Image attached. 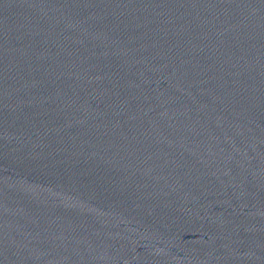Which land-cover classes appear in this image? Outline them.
<instances>
[{
	"label": "water",
	"instance_id": "obj_1",
	"mask_svg": "<svg viewBox=\"0 0 264 264\" xmlns=\"http://www.w3.org/2000/svg\"><path fill=\"white\" fill-rule=\"evenodd\" d=\"M0 264H264V0H0Z\"/></svg>",
	"mask_w": 264,
	"mask_h": 264
}]
</instances>
